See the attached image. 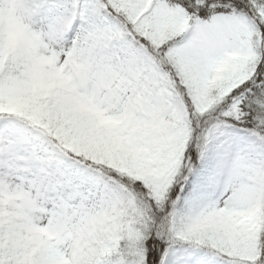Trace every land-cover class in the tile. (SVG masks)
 <instances>
[{
	"label": "snow or ice",
	"instance_id": "snow-or-ice-1",
	"mask_svg": "<svg viewBox=\"0 0 264 264\" xmlns=\"http://www.w3.org/2000/svg\"><path fill=\"white\" fill-rule=\"evenodd\" d=\"M0 264H264V0H0Z\"/></svg>",
	"mask_w": 264,
	"mask_h": 264
}]
</instances>
